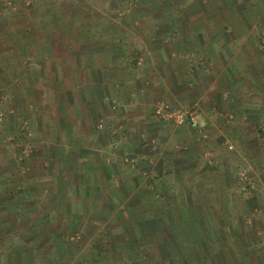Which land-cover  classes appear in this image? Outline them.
I'll return each instance as SVG.
<instances>
[{"label":"rangeland","instance_id":"rangeland-1","mask_svg":"<svg viewBox=\"0 0 264 264\" xmlns=\"http://www.w3.org/2000/svg\"><path fill=\"white\" fill-rule=\"evenodd\" d=\"M201 1L167 0L165 4L163 3L164 0H148V2L147 0H39L38 2L15 0V3L7 5L9 8L8 15L4 13L0 17V22L3 23L5 20L7 22L5 25L10 30L20 29L17 28V25L20 24V26L27 24L31 27L35 24L34 14H31L33 11H52L54 13H64L63 16L60 15L59 20L53 18L58 20V22L54 21L57 25L65 24V26H80L89 29L93 26H101L109 29L113 21V23L118 22V25L125 28L126 33H135V29L138 27L141 33L150 35V29L154 26V22L159 19L151 17V13L144 15L141 12L156 13L160 9H167L172 6L178 13L179 11L182 13L180 18L174 20L178 29L181 27V22L182 29L184 28L183 24L187 27L203 28L202 34L184 28L183 32L178 36H174L175 38L170 37V40L173 43L176 42V44L172 45L173 50L165 52L167 56H163L165 62L170 59L173 61V69L175 66L183 67L186 76L190 78L187 82L182 81L183 79L178 80L177 76L165 78L166 70L163 67L159 70L162 74L155 72L156 65L155 67L149 65L151 59L147 57L145 51L141 54V49L135 55V51L132 52V49L122 48L123 50H119V57L115 60L119 61L120 65L113 67L100 65L101 69L104 68L105 73V67L108 69L114 68L111 72L108 71L107 75H104L117 76L115 78L120 79L118 81L120 85H123V80L130 76L137 75L139 78H144V75H148V78H154V81L147 79V81L141 82L140 85L133 84L131 89L132 91L138 90L139 87H145V85L155 87L154 91L159 99L169 101L174 108L170 107L168 103L162 102L163 104L160 103L155 109H152L153 111L151 110L150 119H156L159 124L167 123L168 126H171L169 130L166 129L168 135H165L172 137L171 141H174L175 138L183 139V142L178 143L177 146L176 144L171 145L172 142H165V145L160 148L157 145L158 139H155V135L154 138L145 136L138 146H132L131 152L123 150L124 153L118 158V161L110 163L109 166L119 172L158 170L170 174L169 177L164 179L170 185H173L176 193L173 194V199L167 204L165 218L172 219L176 216L175 219L177 220H181L183 215L182 197L184 189L182 188L184 185L180 183L183 178H178L182 170L187 173V179L193 178L191 174L196 169L206 170L208 165V168L215 170L218 176L225 175L228 182L227 179H222L224 185L221 184L220 187L223 188V191L220 188L219 194L217 193L218 189H216L215 195L212 193V198H209V203L201 202L199 204H202L206 213H208L209 226L215 232L217 230L221 237L223 235L227 236L225 240L210 241L207 243L206 248L217 251L225 250L231 253L227 260L217 258V264L222 261L229 264H238L242 261V258L233 253L246 250L251 252L264 250V232L260 226L261 220L264 219V0ZM1 2L0 0V8L2 9L4 6ZM14 6L17 8L15 11L23 13L25 17L17 21L14 17H11L10 14L14 15L11 13ZM139 13H141V19H136L134 15ZM115 14H119V18H115ZM137 20L138 23L136 24L135 21ZM161 20L165 21L164 18ZM168 22H171V20ZM0 30L3 31V29ZM124 33L120 36L125 35V38L132 36V34L127 35ZM8 34L9 37L6 38L5 33H1L0 41L11 40V36H16L17 33ZM26 36V34H20L18 39ZM143 38L145 40L144 36ZM128 42L124 43L133 46L132 43L129 45ZM183 50L187 51L184 52ZM106 52L104 51V56L99 59L104 64L109 61L107 55L110 51ZM168 52H172V56ZM124 62L129 64L125 65ZM60 67L61 73H63L64 67ZM79 68L72 65L70 70L72 72L73 69L79 71ZM87 68L89 77L95 75V72L92 71L93 66ZM166 69L171 72L169 68ZM44 73L46 74H43V77L48 78L50 74L48 72ZM61 73L60 75H62ZM168 76H172V73H168ZM60 77L64 78L63 75ZM66 77L69 78V75ZM61 80V88L65 90V87L70 86L69 81ZM36 82L37 91L33 92L34 95L29 93V98L33 97V100L35 98L41 100L40 95L37 96L39 89L46 84L51 87V83L39 79H36ZM176 89H184V98L181 99L179 96H175L177 94ZM64 90L58 89L56 95L64 93ZM21 93L24 95L23 89L19 92L20 95ZM22 95L19 98L21 102L24 101ZM0 96V110L4 111L5 108L17 110L18 106L16 104L9 105L10 103L7 104L5 97ZM158 97L155 99H158ZM62 100L63 97H61ZM65 101L67 107L63 108L68 114V121L75 128L77 127L76 129L80 127L82 117L87 115L89 127L94 128L93 131L89 130L85 133L90 147V144H92L90 143L91 139L95 141L96 138V124L100 125L99 122H101L96 118L100 106L96 105L95 99H88V106L86 113H84V105L76 108L75 104L72 106L70 102H67L71 99L66 98ZM20 104L22 105V103ZM91 104L95 109L93 106L91 107ZM159 109H161V113H158ZM223 111L226 114L229 113V115H225V118L222 115H215V112ZM122 112L119 111V113ZM29 113L24 119L22 115L17 117V133L12 140L14 142L11 147L12 154L8 152L11 156L3 155L2 161L4 163L6 159L8 162L13 161L14 155L17 154L19 159L24 158L22 162L25 171L28 170V173L25 174L30 176L28 178L29 183L36 185L39 184L40 180H43V183L39 184L42 186L47 183L48 179L51 180L49 186H52V188L48 189V198L39 200L37 197L36 202L33 204L44 205L50 216L53 214V218L49 221H55L56 224H39V221H43L41 219L43 211L38 212V210L26 211L24 209L21 213L18 212L14 218H9L13 219L15 223L17 220L19 221V218L22 220L19 224L0 228V264H65L61 257L65 247H69L65 243L85 249L86 254L91 249L98 252V254L102 251L112 252L114 246L122 241L126 244L127 239L129 237L131 239L132 231L130 229L134 228L132 224L137 218L142 219L144 216H156L158 214V211L145 210L137 206L133 208L131 203H124L122 206L116 204L115 208H107L106 210L98 207L90 208L91 203L89 202H85V205L88 206L87 209L83 206L80 207L81 198L84 199L86 196L84 194L86 187L95 185V182H93L95 179L91 178V173L103 171L102 164L99 161L97 163L94 161L95 168L90 169V163L93 164V161H75L80 155L79 146L73 148L72 162L62 160V155L58 161L52 162L51 159H48L45 162L44 157V159L39 160L32 156L31 150L24 152L22 149L25 150L26 148H22L21 145L23 140L26 141V145H33L35 142L32 141L39 139L34 126L37 114L35 113V117H32V113ZM41 113L42 119L51 123H54V119L60 116V110L53 105L46 106ZM82 114L84 115L82 116ZM127 114L125 124L133 119V114ZM179 114L186 117V121L182 124L177 121V115ZM200 114L205 115L203 121L198 119ZM103 116L105 115H101V117ZM206 118L209 119L208 124ZM193 119H195L196 124H193ZM220 119H223L225 124ZM74 132L76 131L73 130L72 133ZM46 133L51 134L52 132L49 133L46 127L43 136ZM109 136L103 135L102 137ZM44 139L48 141L47 138ZM193 139L196 141L194 145L191 142ZM41 140L40 138L39 141ZM174 147L175 149H173ZM29 148L30 146H27V149ZM39 148L44 151L50 150L47 146ZM156 151L161 152L162 157L159 160H155L158 157L155 155ZM59 153L63 154L62 151ZM192 153L197 156L195 164L198 166L189 162L188 157ZM49 156L54 157L55 155L52 153ZM149 157L151 160H149ZM110 168L108 167V169ZM64 173H66V177H64ZM53 174L56 175L55 178H49ZM104 176L100 173L96 178L101 186L106 181L112 183V179L107 174ZM86 182L88 186L85 185ZM209 191L211 197V190ZM38 193H40V189L37 191V196H39ZM222 197L225 200L223 204L220 202ZM64 205L70 206L71 209L62 208ZM95 205L98 206V204ZM138 205L141 206V204ZM48 207H55L56 209L52 210ZM69 212L72 213V216ZM73 214H82V218H73ZM7 216L9 215L4 212L0 213V218H7ZM155 219L157 218L155 217ZM79 222L82 224H75ZM84 223L87 224L84 225ZM135 228L142 234L141 229L143 226L135 225ZM145 228H149V226ZM124 229L125 231H123ZM47 230L50 233L56 230L54 232L65 243L51 244L50 242L48 244L45 242L43 237L47 235ZM141 240L133 245L137 249L138 256H142L146 249L145 242ZM125 244L123 245L125 246ZM15 246L22 247V251H13ZM41 250L45 251L43 257ZM152 250L158 252L157 248ZM109 256V253L101 256L100 261L103 263L111 261ZM76 259L79 258H69V261L72 262ZM137 259L144 260L142 257ZM129 260L133 261L132 259ZM195 260L193 258L191 261L197 264V260ZM249 260H252L254 264V258ZM85 261L84 264H94L91 258H87ZM164 262L165 264H173L174 261L167 258ZM177 264L183 263L178 261Z\"/></svg>","mask_w":264,"mask_h":264},{"label":"crops","instance_id":"crops-1","mask_svg":"<svg viewBox=\"0 0 264 264\" xmlns=\"http://www.w3.org/2000/svg\"><path fill=\"white\" fill-rule=\"evenodd\" d=\"M1 1L4 8H0V17H2L4 13L8 15L9 8L7 5L9 3H15V0ZM30 1L38 2L39 0H29V2ZM204 2H206V0ZM163 3L166 4L167 0H164ZM12 9L13 11L11 10V13L14 15L10 14V16L14 17L16 21L25 17L23 13L15 11L17 9L15 6ZM141 13L144 15L151 13V17L153 16V18L159 19L154 22V26L150 29V35L141 33L138 27H136V29L134 28L136 30L135 33H126L125 28L118 25V22L113 23V21L109 29L101 26H93L89 29L80 26H65V24L57 25L56 22H58L60 15L63 16L64 13H54L52 11H33L31 14H34L33 18L35 24L31 27L27 24L20 26V24L17 25V28L20 29L10 30L7 25H5L7 23L5 20L3 23L0 22V29H3V31L0 30V34L5 33L6 38L9 37L8 33H17L16 36H11V40L7 39L6 42L0 41V95L5 97L7 104L9 102V105L14 103L18 106L17 110H8L7 108H5L4 111L0 110V213L4 212L6 215H9L7 218H0V228L21 223V218H19V221L17 220L16 223L13 219L9 218H14L18 212L21 213L24 209H26V211H43L41 214V219H43V221H39V224H56L55 221H49L53 218V214L50 216V213L47 212L44 205L33 204L36 202L37 197L39 200L48 198V189L52 188V186H49L51 180L48 179L47 183H45L47 184L46 187L45 184L42 186L39 185L43 183V180H40L39 184L37 183L36 185L29 183L28 178H30V176L29 174H25L28 170L25 171L22 162L24 158L19 159L17 154L14 155V151L13 161L8 162L7 159L5 163L2 161L3 155H9L8 152L12 154L11 147L14 143L12 140L17 133V117L22 115L24 119L30 114L29 112L32 113V117H35V113L37 114L34 126L39 135V139L41 138L42 140L39 141V139H36L32 141L35 142V145H26V141L23 140L21 145L22 148H26L25 150L22 149L24 152L31 150L32 156L39 160L45 158V162L48 161V159H51L52 162L58 161L61 159V155L63 156L62 160L72 162L73 148L79 146L80 155L75 161H93V164L90 163L92 167H90V169L95 168L94 161L96 163L99 161L102 164L103 171L91 173V178L95 179L93 181L95 185L88 186L87 182L85 183L88 187L84 190V194L89 196H85L84 199L81 198L80 201L82 203H80V207L83 206L87 209L88 206L85 205V202H89L91 203L90 208L98 207L99 209L106 210L107 208H115L116 204L122 206L124 203H131L133 208L137 206L145 210L158 211L156 216H144L142 219L137 218L134 222L135 224H132L134 228L130 229L132 231L131 239L129 237L126 244L122 241L114 246L112 252L102 251L98 254V252L91 249V251L86 254L85 249L77 247L76 245H69L61 240L60 236L54 232L56 230H53L52 233L47 230V235L43 237L45 242L48 244H50V242L51 244L61 242L69 246L65 247L61 255L62 261L65 264H84L87 258H91L94 264H153L154 262V264H165L164 261L167 258L173 259V264H177L178 261L183 264H194L191 261L193 258L197 260H195L197 264H217V258H224L227 260L230 257L229 254H231L229 251L226 252L225 250L217 251L206 248L207 243L210 241L213 242L219 239L225 240L227 236L223 235L221 237L217 230L215 232V230L209 226L207 220L208 213H206L203 205L199 204L201 202L209 203V198H212L213 194L215 195L216 189H218L217 193L219 194L220 188L223 191L220 185H224L222 179H227L225 175L218 176L215 170L208 168V165L206 170L196 169L195 172L191 174L193 178L187 179V173L182 170L178 178H183L180 183L184 185L182 188L184 189L182 197L183 215L181 216V220H177L175 219L176 216L172 219L165 218V210L168 208L167 204L173 199V194L176 193L173 185H170V183L164 179L169 177L170 174L158 170L138 172L128 170L129 172H119L116 169H111L109 166L110 163H116V161H118V158L124 153L123 150L131 152L132 146H138L145 136L154 138L155 135V139H158L157 145L160 148L165 145V142H172L171 145L176 144V146L178 143L183 142L182 138H175L174 141H171L173 139L172 137L165 136L168 135L166 129L169 130L171 126H168L169 124L167 123L159 124L156 122V119L152 120L149 117L151 110L155 109L160 103L166 102L170 107H173L172 104L169 101L159 99L157 93L154 91L155 87L152 88L150 85L139 87L138 90L135 89L132 91L131 89L133 84L140 85L141 82L147 81V79L154 81V78H148V75H144V78H139L137 75L130 76L123 80V85H120L118 83L120 79L115 78L117 76H105L114 69H108L106 67L120 65L119 61L115 60L119 57V50L122 48L127 47L130 50L132 49L131 51H135V55L138 50L141 49V54L145 51L147 57L151 59L149 65L154 67L156 65L155 72L162 74L159 70L163 67V69L166 70L165 78H174L177 76L178 80L183 79L182 81L187 82L190 78L186 76L183 67L175 66L173 69V61L170 59L168 62H165L163 56H167L165 52L173 50L172 45L176 44V42L173 43L170 40V37L172 39L175 38L174 36H178V34L183 32L184 28L202 34L203 28L199 27L198 29L195 26L187 27L183 24L184 28L182 29L181 22V29H178L174 20L180 18L182 13L180 11L178 13L172 6L167 9H160L156 12L157 15L156 13L148 11ZM141 13L134 15V17L136 19H141ZM53 18L58 20H54ZM115 18H119V14H115ZM162 18L165 19L164 22L161 20ZM169 20H171V22H168ZM135 23L137 24L138 20L135 21ZM122 33L127 35L132 34V36L125 38V35L120 36ZM20 34H26L27 36L18 39ZM127 41H129V45L132 43L133 46H128L124 43ZM144 43H146V45H144ZM104 51H107L106 53L110 51L107 55L109 61L106 62V64H104L102 60H99L104 56ZM168 54L172 56V52H168ZM124 64L127 65L129 63L124 62ZM72 65L80 67L79 71L73 69L72 72L70 70ZM100 65L106 66V73L104 68L101 69ZM60 66H62V68L64 67L63 73H61ZM88 66L94 67L92 71L95 72L94 74H97V76L91 73L90 74L93 76H88ZM166 68H169L171 72H168ZM115 70H117V68H115ZM44 72H48L51 76L49 75L48 78L45 76L43 77V74H46ZM60 73L64 78L60 77L62 76ZM168 73H172V76L169 77ZM68 75L69 78L66 77ZM36 79L46 80L48 83H51V87L49 84H46L39 89V94L37 96L39 97L40 95L41 100H38V98L33 100V97H31L32 100L29 98V93L34 95L33 92L37 91L38 86ZM61 79L71 83L69 87H65V90L60 86L62 83ZM52 82H54V84H52ZM107 83L109 84L107 85ZM22 89L24 92V95L21 93L24 99L23 102L19 100L21 97L19 92ZM58 89L64 90V93L58 94L59 97L56 95ZM176 91L177 94H175V96H179L181 99L184 98V89H176ZM61 97H63L62 101ZM156 97H158V99H155ZM66 98L71 99V101L67 102H70L72 106L75 104L76 108L83 107L84 105V113H86L89 102L88 99H95L96 105L100 106L96 118L101 122H99L100 125H98V123L96 124V138L94 139L95 141L91 139L90 143L92 144H90V147L85 133L89 132V130L93 131L94 128L91 129L89 127L87 115L83 116L84 114H82V123L78 129L68 121V114L64 109L67 107ZM20 103H22V105ZM51 105L58 107L60 110V116L54 119L55 122L57 121L56 123L45 121L41 117L43 109ZM92 106L91 104V107ZM93 108L95 109L94 106ZM119 111L123 112L119 113ZM127 113L133 114V119L125 124ZM101 115H105L106 117H101ZM215 115H222L224 117L225 115L228 116L229 113L226 114L225 111L215 112ZM204 118L205 115H198L200 121H203ZM220 121L225 124L223 119H220ZM206 122L208 124L209 119H207ZM46 127L49 133H52H46L43 136ZM73 130L76 132L72 133ZM82 131L84 132L82 133ZM103 135L110 136L104 138L102 137ZM44 138H47L48 141ZM191 142L192 145H194L196 141L193 139ZM27 146H30V148L27 149ZM37 146L38 148H36ZM41 146H47L50 150L44 151L39 148ZM173 149H175V147ZM60 151H62L63 154H60ZM52 153L55 155L54 157L49 156ZM160 154L161 152L159 153V151L155 152V155L158 156L155 160H159L162 157ZM151 155H153V153H151ZM193 155L195 154L192 153L188 157L192 165L195 164V159L197 158L196 155L191 158ZM149 160H151L150 157ZM195 165L198 166L197 164ZM108 167L110 169H108ZM100 173L103 174V176L107 174V176L112 179V183H110L111 181H106L105 184L102 183V187L96 180ZM55 176L56 175L53 174L50 175L49 178H55ZM64 177H66V173H64ZM227 182H225L226 185ZM173 183L175 182L173 181ZM38 189H40V193H38L39 196H37ZM209 190H211V197ZM220 202H222L221 204L225 203L223 197L220 198ZM25 203L30 205H26ZM95 204H98V206ZM138 204H141V206ZM69 207L64 205L62 208L71 209ZM48 209L54 210L56 208L48 207ZM69 213L72 216V213ZM137 216L139 215L137 214ZM75 217L81 219L82 214H73V218ZM155 217L157 219H155ZM75 224L81 225L82 223L79 222ZM86 224L87 223H84V225ZM135 225L143 226L141 229L142 234L136 230ZM148 226L149 228H145ZM260 226L261 230L264 232V219L261 220ZM123 231H125V229ZM138 240L144 241L146 244L145 253H143L142 256L137 255V249L133 246ZM123 244H125V246ZM49 247H51V245H49ZM153 248H157L158 252L152 250ZM13 251H22V247L18 248L15 246L13 247ZM47 252L49 251L47 250ZM108 253L110 254L109 259L111 261L107 263L100 261V257ZM41 254L42 257L45 256V251L41 250ZM233 254L242 258V261L238 264H253L252 260H249L250 258H254V264H264V250H257L254 252L248 250L242 252L238 251V253ZM74 257L79 259L70 262L69 258ZM139 257L144 258V260H138L137 258ZM126 258L127 261L125 262ZM66 259H68V261L65 262ZM153 259L154 261H152ZM219 264L229 263L222 261Z\"/></svg>","mask_w":264,"mask_h":264},{"label":"built area","instance_id":"built-area-1","mask_svg":"<svg viewBox=\"0 0 264 264\" xmlns=\"http://www.w3.org/2000/svg\"><path fill=\"white\" fill-rule=\"evenodd\" d=\"M158 113H161V109L158 110ZM177 121L182 124L186 121V117L184 115L179 114L177 115ZM193 124H196L195 119H193Z\"/></svg>","mask_w":264,"mask_h":264}]
</instances>
